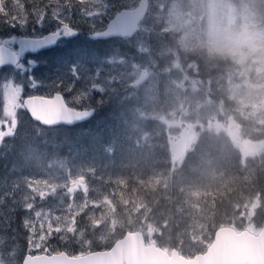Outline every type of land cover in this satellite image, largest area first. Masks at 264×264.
I'll return each mask as SVG.
<instances>
[{"label": "rangeland", "instance_id": "374dc122", "mask_svg": "<svg viewBox=\"0 0 264 264\" xmlns=\"http://www.w3.org/2000/svg\"><path fill=\"white\" fill-rule=\"evenodd\" d=\"M149 1L148 18L131 40L98 41L94 32H104L119 13L137 8L140 0H35V6L46 12L43 27L32 22L33 16L23 30L0 23L8 38L16 31L17 38L28 32L30 38L40 37L55 30L57 22L49 17L59 11L80 32V37L63 41L56 50L24 60L26 67L29 59L35 60L36 67L14 74L15 82L24 87L21 100L53 98L59 93L76 110L98 111L118 93H128L136 102L129 114L120 113L117 126L111 118L108 130L98 134L102 139H91V146L74 143L66 158L59 157L56 139L62 128H42L24 108L10 114L3 96L0 123L12 121L13 129L0 137V264H20L27 255L82 257L107 251L127 233L143 230L151 244L191 258L206 252L220 227L260 232L264 224V64L249 60L228 69L224 91L233 104L228 108L225 100L214 102L208 92L202 93L199 70L189 57L205 54L189 51L185 34L203 32L210 15L235 4L236 26L254 18L264 35V0ZM23 5L9 0L6 7L22 14ZM26 8L32 4L28 2ZM73 61L89 69L79 80L68 72ZM12 71L0 73V83ZM93 71L98 76L93 86L103 92L88 94L85 89H90L88 77ZM28 76L40 86L31 89ZM78 94H84L79 102ZM148 124L156 136L165 134L158 150L156 136L145 127ZM15 128V144L8 148L5 136H14ZM207 129L222 138L220 151H200L197 164L186 172L188 179L182 168ZM163 146L168 155L156 152L155 158L158 163L165 161L148 164L150 154ZM172 172L174 180H170ZM128 188L136 194L143 191L144 197L147 189L158 201L167 194L168 203L156 202L157 208L139 202L135 214L142 216L141 231L117 214L131 210L127 203L119 209ZM128 194L135 201L139 198ZM232 201L235 213L228 208L220 215L218 203ZM30 205L31 211H25ZM37 212L43 229L36 223Z\"/></svg>", "mask_w": 264, "mask_h": 264}, {"label": "water", "instance_id": "95a60500", "mask_svg": "<svg viewBox=\"0 0 264 264\" xmlns=\"http://www.w3.org/2000/svg\"><path fill=\"white\" fill-rule=\"evenodd\" d=\"M149 11L150 1L140 0L137 8L123 10L119 13L109 22L104 32L97 34L104 37L96 39L98 41L133 39L140 32V26L147 18ZM78 36L79 32L74 37L64 39L73 40ZM61 41L62 38L51 48L25 55H38L52 51L58 47ZM62 97L68 106L63 95ZM36 104L38 113L45 116L47 123L34 120L30 112L26 110L34 123L47 129L73 128L90 121L96 114L95 110H90L88 112L91 114L87 118L68 124L59 122V118L54 117L51 113L41 111L47 108V105H43L39 101ZM23 264H264V227L258 235L251 234L249 231L239 232L229 227L220 228L207 251L192 258H187L176 250L169 253L155 244L146 245L144 235L136 232L127 233L109 251H99L82 257H71L66 253L54 254L51 257L45 255L27 256Z\"/></svg>", "mask_w": 264, "mask_h": 264}, {"label": "snow or ice", "instance_id": "6c2138e0", "mask_svg": "<svg viewBox=\"0 0 264 264\" xmlns=\"http://www.w3.org/2000/svg\"><path fill=\"white\" fill-rule=\"evenodd\" d=\"M28 2L32 4V8L28 9L24 4L22 7V14H19L15 11L10 12L9 7H6V5L9 4V0H0V23L7 24L9 28H19L23 30L29 23V16H33L34 19L32 22L39 27H43L45 24L46 12L44 9H38L35 6V0H28ZM79 2L82 3L83 0H79ZM11 4L15 5L16 0H11ZM83 14H85L84 11ZM95 15L99 16L102 15V13L97 12ZM49 20L57 22V27L55 30L51 31L50 34L31 38H17L16 35H12L9 38H0V68L10 66L13 70L3 77V82L0 83V89L3 90L4 104L7 105L8 111L12 115H15L18 109L24 108L30 112L31 117L34 118V120H37L40 123H47L48 121L45 116L39 114L37 111L36 102L39 101L41 104L47 105V108L42 109L41 111L51 113L54 117L59 118V122L71 124L77 120L85 119L91 114L86 110L87 107H85L84 110L79 111L71 109L66 105L62 95L59 93L51 99L30 96L26 100L21 101L24 87L21 84H17L14 79L15 73H26L29 68L36 67V61L32 59L27 61L26 67L23 62L26 53H38L40 50L48 49L56 45L62 37L70 38L78 35V32L70 25V23L66 22V19L61 17L59 11H52ZM102 37L104 36L97 35L96 32H94V38L98 39ZM14 45H18L19 47L15 48L13 47ZM78 59L80 58L78 57ZM68 72L74 80H79L81 74L89 72V69L85 67L84 64L78 65L77 61H73L68 67ZM88 79L92 82L90 84V89H85L86 93L90 94L91 91L103 92V88H96L93 86L94 83L98 81V76L94 71L93 75L88 77ZM28 85L31 89H36L40 86L37 80L32 76H28ZM67 90L70 91L71 88L69 87ZM83 98L84 94H78L77 102ZM31 208L32 206L30 205L25 211L30 212ZM34 215L37 218L36 223L40 224V227L43 229V222L39 219L41 214L37 212ZM25 223L27 226V221Z\"/></svg>", "mask_w": 264, "mask_h": 264}, {"label": "trees", "instance_id": "16d2710c", "mask_svg": "<svg viewBox=\"0 0 264 264\" xmlns=\"http://www.w3.org/2000/svg\"><path fill=\"white\" fill-rule=\"evenodd\" d=\"M21 2H23L25 5L28 3L27 0H20ZM231 1H235V0H231ZM264 9V8H263ZM257 13L259 14V12L257 11ZM19 33H17V31L15 32V35L17 36ZM8 37V35L2 30L0 29V38H4ZM23 37V35H20ZM27 37H30V32H28V34L26 35ZM191 62H195V64L197 65V68L199 70V78H200V82L203 86L202 88V93H209V96L211 97V99L214 102H217V100H225L226 101V105L229 108L231 104V100L228 97V94H226V92L224 91V85H225V78L227 75V71L230 68L235 67L236 64H233L230 61H221L218 59H213V58H209L205 55H201L198 53L197 56H190L189 57ZM223 79V80H222ZM223 85V87H222ZM197 99V98H196ZM135 101L133 100V98L130 97V95H128V93L125 94H117L115 97H113L111 100H109L106 104H104L100 111L98 112V115L94 116L90 121L81 124L80 126H76L74 128H62L57 134H56V139L59 145V157H66L68 158L70 155L69 150L73 149L76 145H78L79 143H81L82 141H84L85 143H87L89 146H91V139H102L98 134L103 130L104 133L106 130H108V125L110 124L111 118H113V124L117 126V121H118V117L120 115V113L122 111H124L125 113L130 112V109L135 107ZM146 129H148V132L150 134H152V127L150 126V124H148V126H145ZM98 132V133H97ZM154 136L155 133H153ZM163 135L165 136V134L163 133ZM156 136V140L154 139L155 142V147L158 150L159 145L162 143L164 136ZM163 138V139H162ZM108 140V138H107ZM156 141L159 142L156 143ZM221 141L222 138L221 137H217L214 132L210 131V130H204L200 136L199 139L197 141V143L194 145V149L193 151H190L188 154V158L186 163L184 164L182 171L185 172L186 177L189 179V177L187 176V171L188 169H190L192 166L197 164V159L196 156L198 153H200V151H204V150H210V151H214V152H219L220 151V147H221ZM75 143V146L73 147V144ZM165 146V144H164ZM162 148L161 151H154L150 154V159H149V163L148 164H159L165 161V159L163 158L159 163L158 160H156L155 158V153L156 152H161L162 155L167 156L169 152H167L165 150V148ZM73 147V148H72ZM147 164V165H148ZM158 167H166V166H158ZM169 170L171 171V168H169ZM187 172V173H186ZM171 177L170 180H174L175 178V174L172 172V175H169ZM259 186H257L258 188ZM131 188H128L125 191V197H124V203H121L119 209H121L125 203L130 205V212H125L123 214H120L119 212L117 213L118 215H120L119 217L124 218L125 221L124 222H132L131 224L133 225L132 228H134V230L136 231H141L142 229L139 228V226L143 223L142 221V216L141 214L136 216L137 214H135V208L137 209V205L139 204V202L144 201L146 203V206H155L156 202L161 204V203H168L166 202L165 198L163 197H158V198H163L162 201H158L157 198H153V194L150 193L147 189L146 192L148 193L147 196H141L143 191L138 192V194H136L134 191L130 190ZM128 193H134L136 196H139V198L137 197L136 201L132 198H129V194ZM140 200V201H139ZM158 204V205H159ZM233 201L230 203L227 202H220L218 203V213L220 215H222L223 211L228 208H232L233 213L234 212V208H233ZM157 208V207H156ZM155 208V209H156ZM134 218L136 221H134ZM132 221H131V220ZM225 216L223 214V217L220 218V220H224ZM107 219L106 222L103 223L104 226L107 225ZM138 226V227H137ZM137 228V229H136ZM221 228V227H220ZM143 234L145 235V237L147 239V233L143 230ZM173 242H175V240H173ZM75 248H77V245H75ZM94 251L97 250V244L94 245Z\"/></svg>", "mask_w": 264, "mask_h": 264}, {"label": "clouds", "instance_id": "9594fccd", "mask_svg": "<svg viewBox=\"0 0 264 264\" xmlns=\"http://www.w3.org/2000/svg\"><path fill=\"white\" fill-rule=\"evenodd\" d=\"M238 15L235 4H229L217 14L210 15L203 32L185 34L188 50L201 51L209 58L237 65L249 60L264 64V35L257 30L254 18L248 24L236 26ZM185 26L190 27L191 21H185Z\"/></svg>", "mask_w": 264, "mask_h": 264}, {"label": "flooded vegetation", "instance_id": "af4514ba", "mask_svg": "<svg viewBox=\"0 0 264 264\" xmlns=\"http://www.w3.org/2000/svg\"><path fill=\"white\" fill-rule=\"evenodd\" d=\"M8 38V37H7ZM13 47L15 48H18L17 45H14ZM30 56H24L23 58V62L24 60L28 59ZM8 72V71H12V68L10 66H6L4 68H0V73L2 72ZM62 95V94H61ZM64 96V95H63ZM28 98V97H27ZM27 98H24L23 100L27 99ZM67 104L69 107H71L72 109H75L73 108V106L71 105V103L69 102V100L64 96ZM2 99H3V94H1V89H0V106H1V102H2ZM21 100V101H23ZM25 114H27V116L30 118L27 110L25 109ZM31 119V118H30ZM13 129V122L12 121H8L6 119L2 120L1 123H0V133H8L11 132ZM7 134V135H8ZM15 135H16V128H15ZM5 136V139H4V146H8V148H13V144H15V141H16V136ZM0 137H1V134H0ZM14 137V138H13ZM4 168H7L6 166ZM264 226V224H262V227ZM261 229H258V231H260ZM23 261L20 262V264H22Z\"/></svg>", "mask_w": 264, "mask_h": 264}, {"label": "bare ground", "instance_id": "6f19581e", "mask_svg": "<svg viewBox=\"0 0 264 264\" xmlns=\"http://www.w3.org/2000/svg\"><path fill=\"white\" fill-rule=\"evenodd\" d=\"M145 21H146V19L144 20V22H145ZM144 22H143V23H144ZM83 124H84V123H83Z\"/></svg>", "mask_w": 264, "mask_h": 264}]
</instances>
